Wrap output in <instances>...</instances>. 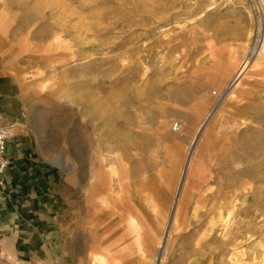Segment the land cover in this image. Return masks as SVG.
I'll return each instance as SVG.
<instances>
[{
    "label": "rangeland",
    "instance_id": "1",
    "mask_svg": "<svg viewBox=\"0 0 264 264\" xmlns=\"http://www.w3.org/2000/svg\"><path fill=\"white\" fill-rule=\"evenodd\" d=\"M255 5L0 0V104L18 115L0 110L54 176L60 264H264ZM90 230L105 247L87 252Z\"/></svg>",
    "mask_w": 264,
    "mask_h": 264
},
{
    "label": "crops",
    "instance_id": "2",
    "mask_svg": "<svg viewBox=\"0 0 264 264\" xmlns=\"http://www.w3.org/2000/svg\"><path fill=\"white\" fill-rule=\"evenodd\" d=\"M0 89L3 98L8 95V86ZM10 152L6 187H0V264H60L51 189L54 176L46 173L35 152L22 139L10 144ZM93 236L90 230L88 240L93 241ZM102 242L101 239L98 243ZM93 245L92 249L96 247L94 242ZM88 249L92 250L87 245V252Z\"/></svg>",
    "mask_w": 264,
    "mask_h": 264
},
{
    "label": "bare ground",
    "instance_id": "3",
    "mask_svg": "<svg viewBox=\"0 0 264 264\" xmlns=\"http://www.w3.org/2000/svg\"><path fill=\"white\" fill-rule=\"evenodd\" d=\"M250 1V0H249ZM65 10V9H64ZM259 12V13H258ZM255 13V17H256V20H257V30H259L260 32H264V6L259 9V11ZM38 14V13H37ZM166 51H165V55H169V56H173V54L175 53V48L173 47V45L171 43H168L166 46ZM254 50L257 51L255 49V47L253 48V53H254ZM162 56V55H160ZM220 58V57H219ZM219 58H216V57H213V62H215L216 64H221V61ZM249 58L250 56H248L243 64L241 65L238 73H236V78H235V81L234 84H237L239 83L238 81L240 80V77L242 76V73L246 67V64L247 62L249 61ZM175 59V58H174ZM211 59V58H210ZM142 60V59H141ZM207 61V60H206ZM173 62V61H172ZM209 62V61H208ZM207 62V63H208ZM211 62V61H210ZM210 63H208L209 65ZM102 108V107H101ZM0 109L8 112L9 114H12V115H18V110H17V103L15 101V99H10L9 102H7L6 104H3L0 106ZM103 109V108H102ZM99 110V109H98ZM101 110V109H100ZM260 113V112H259ZM262 114V113H261ZM251 119V117H249ZM253 118V117H252ZM245 122V121H244ZM11 125H15L14 122H11ZM114 196V195H113ZM116 197V196H115ZM178 197V196H177ZM118 199V198H117ZM102 201V200H101ZM114 202V201H113ZM176 202V201H175ZM101 203V202H100ZM104 203V202H103ZM115 203V202H114ZM118 205V204H117ZM105 207V206H104ZM108 208V207H107ZM122 208V207H121ZM106 209V208H105ZM174 209H175V205H174V208H173V211H172V214L174 212ZM122 210V209H121ZM107 212V211H106ZM126 213V212H125ZM105 215V214H104ZM127 215V214H126ZM128 217H131L130 220H132V223L133 221H135V218L133 216H128ZM172 218V217H171ZM82 221V220H81ZM91 224V223H90ZM167 235V234H166ZM88 247L90 246V248L92 249L93 248V242L92 241H89V243L87 244Z\"/></svg>",
    "mask_w": 264,
    "mask_h": 264
},
{
    "label": "built area",
    "instance_id": "4",
    "mask_svg": "<svg viewBox=\"0 0 264 264\" xmlns=\"http://www.w3.org/2000/svg\"><path fill=\"white\" fill-rule=\"evenodd\" d=\"M256 8L261 9L264 6V0H255ZM3 96V92L0 90V99ZM4 114L0 110V187L3 189L6 187L5 173L9 164L11 163L10 152V137L11 127L4 122ZM2 253V245L0 242V254Z\"/></svg>",
    "mask_w": 264,
    "mask_h": 264
},
{
    "label": "water",
    "instance_id": "5",
    "mask_svg": "<svg viewBox=\"0 0 264 264\" xmlns=\"http://www.w3.org/2000/svg\"><path fill=\"white\" fill-rule=\"evenodd\" d=\"M187 166H188V162H187V165H186V167H185L183 177H182V179H181V183H180L179 191H180V189H181V187H182V184H183V179H184V176H185V173H186ZM179 191H178V192H179Z\"/></svg>",
    "mask_w": 264,
    "mask_h": 264
}]
</instances>
